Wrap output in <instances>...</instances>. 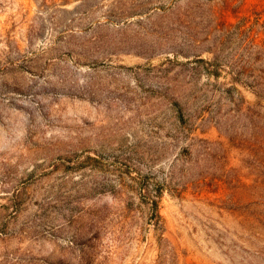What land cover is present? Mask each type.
I'll use <instances>...</instances> for the list:
<instances>
[{
  "label": "rangeland",
  "instance_id": "obj_1",
  "mask_svg": "<svg viewBox=\"0 0 264 264\" xmlns=\"http://www.w3.org/2000/svg\"><path fill=\"white\" fill-rule=\"evenodd\" d=\"M0 264H264V0H0Z\"/></svg>",
  "mask_w": 264,
  "mask_h": 264
}]
</instances>
